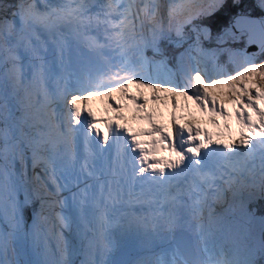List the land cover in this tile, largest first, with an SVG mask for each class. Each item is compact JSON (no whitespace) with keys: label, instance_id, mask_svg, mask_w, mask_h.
I'll return each mask as SVG.
<instances>
[{"label":"snow or ice","instance_id":"snow-or-ice-1","mask_svg":"<svg viewBox=\"0 0 264 264\" xmlns=\"http://www.w3.org/2000/svg\"><path fill=\"white\" fill-rule=\"evenodd\" d=\"M0 264H264V0H0Z\"/></svg>","mask_w":264,"mask_h":264},{"label":"rangeland","instance_id":"rangeland-1","mask_svg":"<svg viewBox=\"0 0 264 264\" xmlns=\"http://www.w3.org/2000/svg\"><path fill=\"white\" fill-rule=\"evenodd\" d=\"M178 99V102L180 103V104H183V103H185V101H183L181 98H177ZM189 103V106H190V102H188ZM86 107H88V108H90L93 112H95L97 115H103L104 114V112H103V110H104V108H105V104L103 103V101H101V99L100 98H97V97H93V98H91L87 103H86ZM191 107V106H190ZM226 107H228L229 108V110L231 111V105H226ZM170 107L169 108H161L160 109V112L163 114V120H162V122H167V116H168V113L170 112ZM192 111L194 112V115L196 116V119L199 121L200 119H201V117H200V115H199V113H197V112H195V110L194 109H192ZM178 113H179V109H178ZM125 115L127 116V115H129V113H125ZM206 119V118H205ZM231 121H233V119H231L228 123L230 124V122ZM221 124H223V121H221ZM201 125H204V126H207L208 127V125L209 124H207V123H201L200 124V126ZM138 125L137 124H135V123H133V127H137ZM231 126V125H230ZM232 127V126H231Z\"/></svg>","mask_w":264,"mask_h":264},{"label":"bare ground","instance_id":"bare-ground-1","mask_svg":"<svg viewBox=\"0 0 264 264\" xmlns=\"http://www.w3.org/2000/svg\"><path fill=\"white\" fill-rule=\"evenodd\" d=\"M102 101V100H101ZM232 108V107H231ZM164 117V116H163ZM230 125L232 126L231 127V129L233 130V132L237 129V125H236V123H235V119L233 118V121H231L230 122ZM201 127H204V128H207L208 129V131H210V132H214V131H216L217 129H215V128H213V126H211V125H208V127L207 126H201ZM166 155V154H165Z\"/></svg>","mask_w":264,"mask_h":264}]
</instances>
